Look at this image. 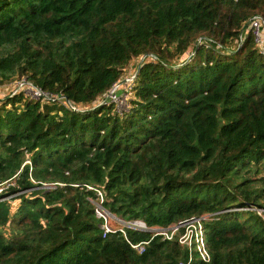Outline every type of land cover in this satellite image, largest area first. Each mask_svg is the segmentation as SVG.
<instances>
[{
    "label": "trees",
    "instance_id": "obj_1",
    "mask_svg": "<svg viewBox=\"0 0 264 264\" xmlns=\"http://www.w3.org/2000/svg\"><path fill=\"white\" fill-rule=\"evenodd\" d=\"M257 15L264 0H0V84L27 78L64 97L0 98V183L20 192L0 201V264L186 260L177 241L139 252L104 237L97 189L150 227L211 214V261L190 264H264V216L236 209L264 207ZM138 58L130 108L98 104Z\"/></svg>",
    "mask_w": 264,
    "mask_h": 264
},
{
    "label": "built area",
    "instance_id": "obj_2",
    "mask_svg": "<svg viewBox=\"0 0 264 264\" xmlns=\"http://www.w3.org/2000/svg\"><path fill=\"white\" fill-rule=\"evenodd\" d=\"M250 28L253 31V34L255 35L256 41L260 45L261 51L264 52V19L259 15L255 16V18L250 24ZM243 39L244 36H241L240 42H242ZM151 57L155 58V56L153 55H151ZM142 58L141 60L144 61L146 56L144 57V59ZM126 78L130 79L123 84H121L120 82L115 83L112 88L106 93L110 94L109 98H106V95H104L100 98L98 104L115 103L117 108L120 110L129 109L130 99L134 93L135 81L137 78V69L131 72ZM8 86L10 90L5 95L11 96L20 92H24L27 96L36 99L44 98L46 100H61L62 98H64L61 95L55 96L45 92L40 87L36 86L31 81H29L27 78L16 79L13 82H10ZM67 104L73 107V109L76 108L75 110H79L78 107L72 105L71 102H69L68 100ZM26 163L31 164V160L27 159ZM6 183L7 182L0 183V201L10 200L15 195L20 193L16 192L4 195V192L8 185L13 184L9 182L7 183V186L4 185V187H1V184ZM88 187L93 188L91 186ZM97 191L99 198L94 202L95 213L99 218L103 220L101 227L103 229L104 237L108 236L111 233L119 232L123 234L127 241L131 244V246L139 252H144L146 250L147 244H149L155 237H158L161 240L177 241L180 245L185 248L187 253L186 260L180 261L179 264H190L193 261L195 255H198V257H200L205 262L211 261L212 256L207 244L205 230V220H207L211 216V214L195 216L190 219L173 223L169 226L150 227L142 219H125L123 217L113 214L104 205L105 197L103 192L99 189H97ZM236 209H250L256 211L259 215L264 216V207L248 206ZM130 229L136 231L149 232L151 233V237L148 240L133 243L128 236V230Z\"/></svg>",
    "mask_w": 264,
    "mask_h": 264
},
{
    "label": "rangeland",
    "instance_id": "obj_3",
    "mask_svg": "<svg viewBox=\"0 0 264 264\" xmlns=\"http://www.w3.org/2000/svg\"><path fill=\"white\" fill-rule=\"evenodd\" d=\"M137 60H139V58L138 59H135L132 63H131V65L129 66L130 67V73L131 72H133L134 70H136V68H137V65H138V61ZM10 83H4V84H0V98L1 97H4L5 96V94L10 90V88H9V85ZM9 88V89H8ZM4 185L5 186H7V183L6 184H1V187H4ZM114 223V222H113Z\"/></svg>",
    "mask_w": 264,
    "mask_h": 264
},
{
    "label": "water",
    "instance_id": "obj_4",
    "mask_svg": "<svg viewBox=\"0 0 264 264\" xmlns=\"http://www.w3.org/2000/svg\"><path fill=\"white\" fill-rule=\"evenodd\" d=\"M145 57V56H144ZM144 57L142 58V59H144ZM143 62V60H141V63ZM140 67H141V65H139L138 66V68H137V73H138V71L140 70ZM130 78H124V79H122L121 80V84H123V83H125V82H127L128 80H129ZM106 95V98H109V96H110V94L108 93V94H105ZM67 99V98H66ZM68 100V99H67ZM74 109H76V108H74Z\"/></svg>",
    "mask_w": 264,
    "mask_h": 264
},
{
    "label": "crops",
    "instance_id": "obj_5",
    "mask_svg": "<svg viewBox=\"0 0 264 264\" xmlns=\"http://www.w3.org/2000/svg\"><path fill=\"white\" fill-rule=\"evenodd\" d=\"M140 62V61H139Z\"/></svg>",
    "mask_w": 264,
    "mask_h": 264
}]
</instances>
